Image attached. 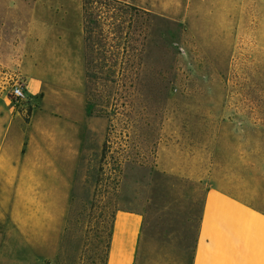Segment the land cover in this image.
Wrapping results in <instances>:
<instances>
[{
    "label": "rangeland",
    "instance_id": "1",
    "mask_svg": "<svg viewBox=\"0 0 264 264\" xmlns=\"http://www.w3.org/2000/svg\"><path fill=\"white\" fill-rule=\"evenodd\" d=\"M98 1L0 0V143L60 161L34 264H104L118 210L144 217L135 264H190L209 184L264 211V8L242 0L225 41L217 2Z\"/></svg>",
    "mask_w": 264,
    "mask_h": 264
},
{
    "label": "crops",
    "instance_id": "2",
    "mask_svg": "<svg viewBox=\"0 0 264 264\" xmlns=\"http://www.w3.org/2000/svg\"><path fill=\"white\" fill-rule=\"evenodd\" d=\"M226 10L221 27L226 36L240 25L231 20V11L242 0H207ZM264 0H254L253 3ZM191 9H201L187 0ZM205 4V3H204ZM220 4V5H219ZM258 8V7H257ZM230 15V16H228ZM232 22V23H231ZM28 89L39 87L30 78ZM6 97L0 95V133L11 121ZM17 136V131L14 130ZM59 160H50L44 148L0 143V264H34V254L43 256L49 247V170L60 175ZM47 209V211H46ZM144 217L139 211L118 210L112 219L106 264H135L143 232ZM190 264H264V211L251 205L235 187L220 179L209 184L195 234Z\"/></svg>",
    "mask_w": 264,
    "mask_h": 264
},
{
    "label": "built area",
    "instance_id": "3",
    "mask_svg": "<svg viewBox=\"0 0 264 264\" xmlns=\"http://www.w3.org/2000/svg\"><path fill=\"white\" fill-rule=\"evenodd\" d=\"M11 96L14 103L20 102L26 98V89L20 83H15L11 87Z\"/></svg>",
    "mask_w": 264,
    "mask_h": 264
},
{
    "label": "trees",
    "instance_id": "4",
    "mask_svg": "<svg viewBox=\"0 0 264 264\" xmlns=\"http://www.w3.org/2000/svg\"><path fill=\"white\" fill-rule=\"evenodd\" d=\"M100 4H101V1H98V0H83V11H84V14L86 15V13H88L92 9H97L98 7H100ZM111 226H112V223H111ZM110 236H111V227H110L109 239H110ZM108 245H109V240H108V243H107V249H106V255H105L104 264H106L107 253H108Z\"/></svg>",
    "mask_w": 264,
    "mask_h": 264
}]
</instances>
